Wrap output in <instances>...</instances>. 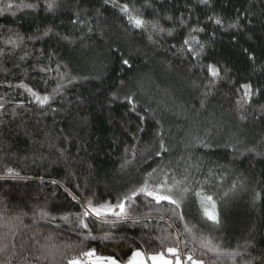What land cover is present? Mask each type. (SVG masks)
Here are the masks:
<instances>
[{
  "label": "trees",
  "instance_id": "1",
  "mask_svg": "<svg viewBox=\"0 0 264 264\" xmlns=\"http://www.w3.org/2000/svg\"><path fill=\"white\" fill-rule=\"evenodd\" d=\"M9 2L15 5L20 0H3L0 7ZM121 2L134 6L147 21L158 20L165 29H174L173 36L165 33L163 38L154 36L157 43L149 42L147 30L129 26L119 10L105 6L103 0H60L55 13L13 7L0 15V39L11 34L9 29L24 37V44L13 55L0 56V103L4 104L0 108V175L6 167L20 172V177L0 179V208L6 205L8 215L27 213L22 218L31 227L21 229L25 238L36 236V247L79 243L63 222H56L61 225L57 230L55 223L37 217L33 225L34 208L47 204L54 214L79 211L65 187L81 198L85 193L90 197L94 194V202L115 203L119 194L141 182L157 165L177 180L182 179L189 164L199 165L198 169H189L186 186L211 195L216 207L188 196L177 209L185 220H176L171 231L184 232L187 227L190 233L186 238L196 237L190 247H198L201 240L218 246L219 252L205 250L206 260L219 256L224 264H233L227 253L235 251L241 254L235 257V264H260L264 259V194L255 202L253 196L254 190L264 189V0ZM77 11L90 22L93 32L89 33L87 27L81 31L79 24H72ZM209 17L221 18L222 24L216 25ZM232 24L238 27H230ZM192 27L204 29L194 33L205 46L199 61L178 51ZM49 28L52 31L44 37L43 32ZM37 35L42 38L36 39ZM65 35L76 43L68 44L61 38ZM81 36L86 37L82 43ZM0 47L4 45L0 43ZM25 52L29 55L22 61L19 57ZM122 58L130 59L131 69L121 64ZM208 63L220 68L221 79L215 81L212 95L201 108L204 85L211 78L206 68L201 71L199 66H192ZM58 64L62 72L75 77L73 83L58 80ZM44 66L53 71L40 72ZM121 80L125 81L123 85ZM21 81L41 95L51 94L58 82L63 83L61 94L50 102L60 110L53 113L50 107L42 109L24 89L8 86ZM194 81L199 87H193ZM243 83L259 89L243 107L249 116L244 122L235 105L240 97L237 89ZM130 92L136 94L139 115L122 102ZM114 93L120 99L113 100ZM253 115L260 118L253 120ZM140 116L145 119L141 121ZM161 125L168 152L156 157ZM193 136L204 138L208 146H187ZM236 138L241 141L239 151L224 146ZM49 142L62 145L66 151L61 155L49 148ZM132 145L137 146L135 156L131 150L125 151ZM245 146L255 147L256 152L244 151ZM125 159L131 163L121 168ZM53 180L58 183L52 184ZM241 182L243 188L232 190L233 183ZM226 192L229 196L225 198ZM138 203L142 205L143 199ZM162 204L165 209L169 207L167 202ZM205 210L217 215L221 224L209 221ZM168 223L166 215L162 221L154 216L147 228L118 227L112 229L115 239L86 242L85 250L95 247L98 255L118 254L127 260L129 246L136 247L134 239L137 244H145L147 254H156L160 251L157 244L149 247L146 241L163 235L161 229ZM90 226L98 237L109 230V225L99 222ZM49 233L55 238L45 241L43 237ZM28 251H32L31 241Z\"/></svg>",
  "mask_w": 264,
  "mask_h": 264
},
{
  "label": "snow or ice",
  "instance_id": "2",
  "mask_svg": "<svg viewBox=\"0 0 264 264\" xmlns=\"http://www.w3.org/2000/svg\"><path fill=\"white\" fill-rule=\"evenodd\" d=\"M201 3H208V0H201ZM105 6L111 5L114 9H118L122 14V17L127 21V24L134 29H139L141 31L147 30V39L149 42L155 44L157 40L154 39V36L163 38V34L166 33L167 36H173L174 29H165L159 23V21L149 22L143 18V14L136 9L134 6L126 2H121V0H103ZM0 5H3V0H0ZM60 0H43L41 5L40 0H36L35 3L26 2V0H20V3L13 4L11 2L7 3L3 7H0V15H3L6 11L15 7L17 10H31L33 12H38L41 9L45 13H55L60 8ZM99 11V10H98ZM16 13L13 12L12 15ZM239 19V16L237 17ZM209 20L215 23L216 25H221L222 20L219 17L212 18L209 17ZM73 25H80V30L82 31L84 27H87L88 32L91 33L94 31L90 22L86 19H82L80 12L75 13V18L71 21ZM181 26H183V21H181ZM230 27H238L236 24L230 25ZM51 28L43 32V36H49ZM204 29L201 27H192L189 30L188 35L184 38L183 43L178 50L181 54H188L193 60L199 61V58L204 50V44L200 43L194 33L203 32ZM9 35L0 39V43L4 47H0V56L3 55H13L15 50L21 45L24 44V37L19 33H12V30L9 29ZM59 36L60 34L57 33ZM32 37H29L31 39ZM36 39L42 37L36 36ZM68 44L73 45L76 43L75 40L71 39L69 36L65 35L61 37ZM86 37L81 36V43ZM86 47V45H85ZM176 45L173 44L172 48H175ZM11 48V52L8 49ZM247 52V49H245ZM29 53L25 52L24 55L20 56V60H25ZM250 60L254 59L252 55L248 57ZM51 59V57H49ZM121 64L131 69V61L127 58L121 59ZM20 67V65H15ZM199 66L201 71L205 68L207 70L208 76L211 78L209 83L204 85L206 91L203 93L204 99L200 101V107L204 108L206 106V98L212 95L211 89L215 86V81L221 79V70L215 63L204 64H194L192 67L196 68ZM66 67V66H65ZM61 66L58 64L55 69L58 74V80L63 82L66 81L67 84L73 83L75 77H73L68 71H61ZM40 72H52L53 69L44 66L39 69ZM125 81L121 80V85ZM10 88H22L28 92L32 97L35 98V101L41 106L50 107L53 113L59 111L60 109L51 107L50 102L54 101L55 98L61 94V89L65 86L63 83H57L56 87L52 89L51 94L45 93L41 95L35 91L32 87H29L26 83L21 81L16 85L9 83ZM193 87H199V85L194 81ZM241 90L242 93H241ZM259 92V89L254 88L251 83H243L240 85V88L237 89V93L240 94L239 99L236 100V111L239 115L240 121L244 122L249 119V116L246 115L243 111L244 105L247 101L254 95ZM113 100L120 99L118 93H114L112 96ZM124 103L129 105V110L131 112L137 113L138 110V101L136 100V94L133 92L128 93L123 97ZM4 104L0 103V108H3ZM148 110L145 109V112ZM42 114H46L42 112ZM253 120L259 119L260 117L253 115L251 117ZM141 121L145 119L144 116H140ZM157 124H160V121H157ZM162 125L161 131L157 133V137L160 140L159 151L155 153L156 157H161L162 154L168 152V147L164 142L162 135ZM143 131V129H140ZM207 135V133H206ZM241 141L239 138L235 139L234 143H225V147L231 148L233 152L239 151L238 145ZM49 148L55 149L60 152L61 155L64 154L66 149L63 146H57L54 142H49ZM190 147L203 146L207 147L208 144L204 138L199 136H193L190 144L187 145ZM264 147V144L261 145ZM131 150L133 156L136 154L137 146L132 145L130 149L126 148L125 151ZM244 151L253 153L256 152L255 147L245 146ZM243 154V153H242ZM259 154V153H257ZM131 161L125 159L124 164L121 165L123 168L125 165L130 164ZM199 168V165L189 164L185 168L181 180H177L176 176L169 175V172L166 171L165 167L157 165L156 168H152L151 171L146 172L144 178L137 185L131 187L128 191L119 194L116 198L115 203L105 201L103 203L94 202V194L88 196L86 193L78 196L73 194L68 187L64 188V191L71 197V200L75 205H79V211L68 210L66 212H59L54 214L53 211L49 210L47 204L34 208L32 215L33 225L37 224V217L39 220L46 221L48 224H54L57 230L60 229L61 225L56 223L57 221L63 222L69 226V231L76 234L79 239V243H73L71 241L65 242L63 245L55 244H39L38 247L35 245L38 244L36 236L25 238L24 232L21 229H28L31 226L24 223L22 216H26L27 213L21 215H8V209L6 205L3 208H0V264H137V257H141L140 264H145L147 260H151L153 264H224V261L219 259L217 256L216 260H206L203 258L206 255V252H219L220 249L218 246L213 245L209 240H201L198 247L189 246L190 244L195 245L196 237L192 236L191 240L186 238V233H190V230L185 227L184 232L177 230L175 233L171 231L173 224L176 220L184 221L185 217L183 214L177 211L182 206L184 199L188 198L190 195H194L198 198H202L207 201L212 208L216 207L215 201L211 195H205L202 190H196L192 187L186 186V182L189 181V175L187 174L190 168ZM7 177H20V172L14 170L11 167H6L4 174L0 175V179H6ZM52 184H57L58 181H51ZM193 183H198L193 181ZM61 187H64L61 184ZM244 184L241 182L239 185L233 183L232 190H238L243 188ZM79 188V184L77 185ZM264 194V189L261 191L254 190L253 202L259 200ZM223 196L226 198L229 196V193H224ZM143 199V204H139L138 201ZM162 202H167L169 207L165 209ZM174 206V207H172ZM58 212V210H57ZM169 217V223L167 227L161 229V232L164 233L161 236L152 237L146 241L149 247L155 242L159 247L160 251L155 255H148L147 250L145 249V244L137 242L133 239V244L136 247L130 245V255L127 260L118 254L110 255H98L97 249L95 247H88L85 250L86 242H94L97 240L100 241H111L115 239V235L112 232V229L118 227L124 228L125 226L135 228L143 226L147 228L148 221L153 220L154 216H158L159 220H164L165 216ZM204 215L206 218L211 221L214 225L219 226L221 221L219 217L212 212L205 210ZM109 225V230L105 231L102 236H97L94 234V228L90 225H95L97 223ZM55 237L49 233V235L44 236L45 241H52ZM123 239V238H122ZM143 239V237H142ZM19 241V245L17 244ZM30 241L32 246V251L29 252L28 248L30 247ZM200 252V257H197V252ZM228 257L235 264V257L240 256L239 252H229L227 253ZM250 264V262H246ZM260 264H264V259H261Z\"/></svg>",
  "mask_w": 264,
  "mask_h": 264
},
{
  "label": "rangeland",
  "instance_id": "3",
  "mask_svg": "<svg viewBox=\"0 0 264 264\" xmlns=\"http://www.w3.org/2000/svg\"><path fill=\"white\" fill-rule=\"evenodd\" d=\"M148 255H155V254H148ZM141 259H142L141 257H137V264H140ZM145 264H153V262L151 260H147ZM157 264H159V262H157Z\"/></svg>",
  "mask_w": 264,
  "mask_h": 264
}]
</instances>
